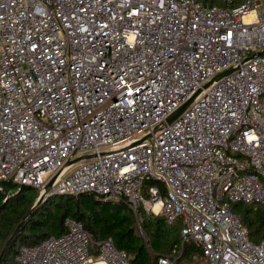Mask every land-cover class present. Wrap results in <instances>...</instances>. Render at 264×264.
I'll return each mask as SVG.
<instances>
[{"label": "built area", "instance_id": "obj_1", "mask_svg": "<svg viewBox=\"0 0 264 264\" xmlns=\"http://www.w3.org/2000/svg\"><path fill=\"white\" fill-rule=\"evenodd\" d=\"M211 1L0 0V183L124 202L141 232L143 212L181 221L203 264H264L232 210L264 205V55L243 63L264 52V0ZM65 228L16 261L135 264Z\"/></svg>", "mask_w": 264, "mask_h": 264}, {"label": "trees", "instance_id": "obj_2", "mask_svg": "<svg viewBox=\"0 0 264 264\" xmlns=\"http://www.w3.org/2000/svg\"><path fill=\"white\" fill-rule=\"evenodd\" d=\"M211 4L221 7L236 6V3L229 5L227 0H212ZM156 185L158 184L155 182L147 183L145 192ZM0 187L1 255L24 216L36 203L38 193L33 187L12 182L0 183ZM9 190L12 191L10 196L7 193ZM232 210L248 228L250 240L254 243L263 242L264 205L235 203ZM68 218L82 222L98 244L112 239L118 249L132 256L135 264H159L161 258L173 256L175 246L183 245L184 249L179 250V261L195 262L197 257L198 260L202 257L201 248L192 242H184L181 221L168 225L162 216H148L143 212L141 235L137 219L127 204L104 202L84 194L48 196L23 225L2 264H19L16 257L23 246H34L49 237L65 234V221Z\"/></svg>", "mask_w": 264, "mask_h": 264}, {"label": "water", "instance_id": "obj_3", "mask_svg": "<svg viewBox=\"0 0 264 264\" xmlns=\"http://www.w3.org/2000/svg\"><path fill=\"white\" fill-rule=\"evenodd\" d=\"M262 56V55H264V52H262V53H258V54H256V55H254L253 57H251V58H249L248 60H246V61H244L243 63H245V62H247V61H249L250 59H252V58H254V57H256V56ZM234 71V69H230V70H228V71H226V72H224V73H222V74H220L219 76H217L216 78H215V80H219V79H221L222 77H224V76H227V75H229V74H231L232 72ZM215 80H213V81H211L210 83H208L205 87L206 88H208L209 86H211L212 85V83L215 81ZM193 100H191V101H189V102H187L186 104H184L178 111H176L173 115H171L168 119H167V121L165 122V124H164V126H166V125H170V124H172L188 107H189V105L191 104V102H192ZM146 140V138H144L143 140H141L139 143H142L143 141H145ZM91 158V156H84V157H78V158H76V159H74V160H71V161H69V163H68V165H74V164H76V163H79V162H81V161H84V160H88V159H90ZM52 184H53V181L48 185V188H47V190H46V193L44 194V195H42V196H40V198L36 201V203L33 205V207L27 212V214L24 216V218H23V220H22V222L19 224V226L17 227V229L15 230V232L13 233V235L11 236V238L9 239V241L7 242V244H6V246H5V248H4V250L2 251V253H1V255H0V264H2V262H3V259H4V257H5V255H6V253H7V251H8V249L10 248V246H11V244H12V242L14 241V239H15V237L19 234V232L21 231V229H22V227H23V225L27 222V220L31 217V215L33 214V212L35 211V209L46 199V195L48 194V192L51 190V186H52Z\"/></svg>", "mask_w": 264, "mask_h": 264}, {"label": "crops", "instance_id": "obj_4", "mask_svg": "<svg viewBox=\"0 0 264 264\" xmlns=\"http://www.w3.org/2000/svg\"><path fill=\"white\" fill-rule=\"evenodd\" d=\"M95 254V252H94ZM183 261H179V264H182ZM188 264H203V260L202 258L200 260H198V257L196 258V261L194 262H189Z\"/></svg>", "mask_w": 264, "mask_h": 264}, {"label": "rangeland", "instance_id": "obj_5", "mask_svg": "<svg viewBox=\"0 0 264 264\" xmlns=\"http://www.w3.org/2000/svg\"><path fill=\"white\" fill-rule=\"evenodd\" d=\"M38 193V192H37ZM38 197H39V193H38V196H37V200H38ZM36 200V201H37ZM137 227H138V231H139V233L141 234V235H143V233L140 231V229H139V226H138V222H137ZM189 262L188 261H183L182 262V264H188Z\"/></svg>", "mask_w": 264, "mask_h": 264}]
</instances>
